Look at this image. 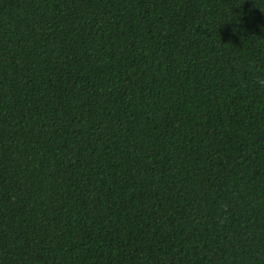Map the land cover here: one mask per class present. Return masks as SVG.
<instances>
[{
    "label": "trees",
    "instance_id": "trees-1",
    "mask_svg": "<svg viewBox=\"0 0 264 264\" xmlns=\"http://www.w3.org/2000/svg\"><path fill=\"white\" fill-rule=\"evenodd\" d=\"M0 264H264V0H0Z\"/></svg>",
    "mask_w": 264,
    "mask_h": 264
}]
</instances>
